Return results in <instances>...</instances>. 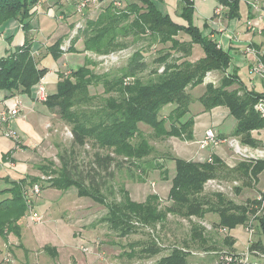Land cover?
Masks as SVG:
<instances>
[{
    "label": "trees",
    "instance_id": "16d2710c",
    "mask_svg": "<svg viewBox=\"0 0 264 264\" xmlns=\"http://www.w3.org/2000/svg\"><path fill=\"white\" fill-rule=\"evenodd\" d=\"M38 1L0 0V27L15 19L22 24L26 35L22 46H18L9 55L0 57V90L6 92L8 97L17 93H31L48 71L34 59L29 37L32 29L31 11ZM158 1L163 0H126L125 7L121 9L104 6L105 9L102 8L95 18L87 22L85 28L79 30L78 37L84 40L83 51L109 54L127 48L130 45L127 38L132 37L133 41H137L145 36L168 47V51L157 58L155 62L159 66L150 70L147 79L141 76L149 68L141 49H137L129 57L127 64L115 74L96 72L97 63L89 58L85 59L83 65L71 69L70 74H59L57 91L48 95L45 102L70 127L73 146L85 147L91 144L97 151L93 161L84 169L71 162L65 151V154L59 155L60 165L53 161L50 163L51 172L45 164L40 167L45 176H50L49 179H23L13 182L8 189L0 190V237L8 239L11 234L22 237L21 221L29 211L25 189L36 183L41 184L42 188L46 185L61 190L75 186L81 197H89L107 207V213L101 221L106 222L111 230L121 236L129 234L134 225L143 227L163 224L168 220L169 214L204 217L212 212L218 215L217 227L233 230L256 213V199L237 204L223 193L205 192V183L218 177L217 171L224 163L217 154L213 155V162L171 156L175 174L168 193L169 204L164 207L160 204L158 194L151 193L145 201H136L123 185L119 188L122 194L120 200L108 202L103 193V187L107 183L105 178L107 175L113 176L114 169L126 168L131 177H139L141 181L145 180V175L152 169L167 173L163 163L155 159L156 147L151 144L142 126L152 130L156 138L194 140V118L188 114L196 100L188 91L189 88L205 84L204 92L197 98L204 110L209 111L217 106L229 109L230 115L236 119L230 136L240 137L251 146L263 143L253 136V131L264 128V120L255 110L256 102L264 98V93L244 86L238 69H234L232 73L227 72L232 57L216 39L204 34L208 26L205 21L204 29L196 24L194 2L177 0L181 4L179 15L184 21L179 22L169 13L163 12ZM216 1L228 8L227 16L230 19L240 17L241 0ZM182 33L190 39H182ZM61 43L62 41H58L48 47L55 60L64 54V50L60 48ZM195 45L202 48L203 54L193 60L191 56ZM172 51L183 54L175 58ZM214 71L222 74L218 84L206 81L207 74ZM92 87H100L107 97L97 103V93H91ZM167 106L170 108L163 114ZM236 170L241 177L258 182L264 171V161L256 164L242 162ZM103 172L107 175H103ZM111 194L113 195L112 192ZM257 219L264 237V216H258ZM190 239L206 246V250L216 249V244L212 243L205 227L200 223L193 224ZM229 240L230 238L225 239L231 245ZM253 246L264 250V242L261 240ZM43 249L54 258L59 256L54 246L46 245ZM161 250V246L153 240L139 253L132 247L131 253L127 255L131 259L134 256L153 257ZM0 264L7 263L0 260ZM154 264L191 262L186 252L173 247L171 253Z\"/></svg>",
    "mask_w": 264,
    "mask_h": 264
},
{
    "label": "rangeland",
    "instance_id": "374dc122",
    "mask_svg": "<svg viewBox=\"0 0 264 264\" xmlns=\"http://www.w3.org/2000/svg\"><path fill=\"white\" fill-rule=\"evenodd\" d=\"M75 3V0H50V6L49 4L44 5L45 12L48 14L40 17L41 30L37 34V39L47 44V46H52L56 42L62 41L60 48L64 50V54L62 55L63 57L61 56L62 59L59 62L65 65L63 72L66 73L68 71L67 74H70L69 71L71 69L83 65L85 59L89 58L97 63L95 66L96 72H111L115 74L119 68L127 64L129 57L137 49L143 51L145 60L149 64V68L141 73L144 79L150 76V70L159 66L155 61L161 54L163 55L168 51V47L154 42L150 36H145L137 41H133V38L129 37L127 41L130 42V45L127 48L109 54L83 51L84 40L78 37V32L81 28H85L87 22L95 18L97 13L102 9L90 7L84 15L78 13L74 15L75 13L72 12L73 8L71 7L75 8ZM157 3L163 12L169 13L176 21L180 22L182 20L179 15L181 13V4L177 0H163ZM210 3L208 0L204 4L202 2H198L197 4L195 22L202 29H204L203 23L206 19L205 5L209 6ZM60 4L61 6H59ZM51 6L54 7L53 12H51L52 8L49 9ZM66 7H70L67 8L68 12L62 10ZM103 8L105 9L106 7ZM73 15L76 18L74 21L68 19ZM221 18L225 21L224 12ZM182 22L184 21L182 20ZM77 24L80 25V28H77ZM180 37L184 40L190 39L183 33L180 34ZM43 50L44 55H51L49 49L44 48ZM172 52L175 58L183 54L179 51ZM41 53L42 51L39 54L40 60L43 58ZM202 54V48L195 45L191 58L196 60ZM209 73L207 74L209 78L206 80H215V83L218 84L222 74L216 71L210 75ZM44 77L43 83L46 89H48L47 93H55L57 91L56 75H48L47 71V75ZM188 91L191 95L193 94L196 100L195 106H192V109L197 110L201 108L197 98L203 93V89L194 91V88H189ZM91 93H97V103L107 97L100 87H92ZM165 108L163 114H166L169 110ZM64 124L58 126V129L63 131L61 132L62 137L55 138L56 143L53 141V146H50L49 143L40 146V155H47L49 157L45 164L49 172H51L50 163L52 161L56 165L61 164L59 155L65 151L68 152L66 157L71 162L73 161L79 165L80 169L86 168L93 161L94 153L97 151L91 144L85 147L73 146L71 129L65 122ZM235 124L236 119L230 115L228 118H223L222 126L209 128L218 129L221 133L225 134L220 133V137L224 138L225 136H230ZM142 129L146 132L151 144L156 147L155 159H159V162L163 163L167 173L166 171L163 173L160 169H152L145 175V180L141 181L139 177H131L126 168L120 170L114 169L115 173L113 176H109L106 172H103V175L108 176L105 178L107 183L103 187V193L106 195L108 202L120 200L122 194L119 188L123 185L131 190L135 195V199L138 200H144L151 193L158 194L160 204L164 207L169 204L168 193L171 187V179L175 174V165L170 157L177 156L184 159L197 160L195 158H197L198 153H201L203 158L213 152V150L208 147L204 152L202 150L198 151V149L195 150V144L191 142L187 143L176 137L168 139L156 138L153 131L147 126H142ZM262 140V147H264V133L262 134ZM54 147L55 149H53ZM186 149L189 150V153L185 152ZM73 150L74 153L72 154ZM215 150V153H217L224 163L217 171L218 177L211 179H214L221 187H212L207 185L206 182L204 186L205 192L208 194L214 192L223 193L237 204L246 203L248 200H257L258 195L264 190V171L259 176L260 183L253 179L248 180V178L241 177L236 169L242 162L256 164L257 162L264 161V159L257 162L241 160L234 155L233 150L226 143L220 144ZM49 178L50 176L46 175L44 181ZM238 187L239 190H237ZM33 201L36 204V211L44 215L45 221L43 223H35L36 229H34V223L30 221L27 213L21 221V238L13 234L8 239L0 237V260L7 264H154L161 257L171 253L173 247H179L186 252L189 255L191 264H212L222 251L238 252L246 249L247 240L249 239L247 227L251 221H253L255 233L250 250L258 252L259 254L256 259L260 264H264V250L253 246L258 240L264 242L260 222L257 219L258 216H264V207L258 201L255 204L256 213L246 223L233 230L217 227L218 215L216 213L211 212L204 217L195 215L181 217L169 214L168 220L165 223L143 227L134 225L129 234L125 236H121L119 233L111 230L106 222L101 221V218L107 213V207L96 203L89 197H81L75 186L67 190L44 187L39 196L33 197ZM38 201H43V203L40 204ZM194 223H200L205 227L206 234L210 237L212 243L216 244L215 250H206V246L193 242L190 239L191 228ZM226 238H230L231 245L226 243ZM153 240L161 246L162 250L158 254L146 258L134 256L131 259L128 257L127 254L131 253L132 247L139 253L144 246L151 244ZM46 244L56 247L59 252L57 258L52 257L44 251L43 247ZM82 247L88 248V250H84Z\"/></svg>",
    "mask_w": 264,
    "mask_h": 264
},
{
    "label": "crops",
    "instance_id": "0c3cea01",
    "mask_svg": "<svg viewBox=\"0 0 264 264\" xmlns=\"http://www.w3.org/2000/svg\"><path fill=\"white\" fill-rule=\"evenodd\" d=\"M49 2L50 0H41L33 7V15L30 21L32 24V29L29 33V37L31 38L32 42V54L34 59L37 60L40 67H45L48 69V75H56V84H58L59 74L65 73L63 72L65 65L59 62L63 56L55 60L52 55H44L45 53L43 52V49H48L49 46L37 39V34H39L41 30L40 17L42 15L48 14L45 12L46 10L44 5L49 4ZM199 2L204 4L206 1ZM209 2H211L209 6L205 5V22L208 26L204 30V34L211 35L212 38L216 39L220 46L225 51H228L231 55L232 60L230 67L227 69L228 73H232L234 69H238V74L244 86H246L249 90H254L258 93H264V78H261L259 75H255L254 73L250 72V66L252 63H254V57L246 54L245 52V48L248 44L253 45L258 50L264 64V34H260L255 31H249L246 27V23L249 19H255L258 16L256 9L253 8L252 5L258 4L264 8V0H241L240 17L233 19H230L227 16L228 8L225 7V21L222 20L221 17L215 16L214 12L215 8L219 6L218 2L216 0H209ZM59 6H61V4ZM51 8L53 9L51 12H53L54 7H49V9ZM67 8L70 7H66L62 10H64V12H68ZM71 8H73L72 12L75 13L74 15H76L77 12H75L74 7L72 6ZM74 15L68 19H72V21H74L76 19L74 18ZM25 41V31L22 27V24L18 20L13 19L4 23L0 27V57L7 56L14 52L17 47L22 46ZM41 51L43 58L40 60L39 54ZM67 72L65 74H67ZM211 73L213 72H210L209 75ZM213 82L216 81L214 80ZM37 89L38 85L36 84L33 87L31 93H17L14 95L18 96L22 102L21 113L13 119L9 126L3 125L0 127V190L8 189L12 187L13 182L23 179L29 180L33 177H40L43 179L45 174L40 167L46 164V161L49 159V157L47 155H40V146L45 143H49L50 146H53V141L56 143L55 138L62 137L61 132L63 131H60L58 126L65 125L64 121L58 118L59 114L56 110L51 109L46 104V102H42L37 99ZM197 89H203L204 92L205 84L195 87L194 91ZM46 90L48 91V89ZM48 94L52 95L54 93L48 92ZM11 100L12 97H8L6 92L0 90V113L7 107L8 104L11 103ZM192 106H195V104ZM192 106L188 116H192L194 118V140L182 141L195 144V150H197V141L204 136L206 129L209 127L217 128L220 125L222 126L223 118H228L230 116V112L225 106H217L209 111L204 110L202 105L201 108L197 110H193ZM167 108L169 109L170 106H167L165 109ZM9 128H11L16 133L19 138L18 141L5 135V129ZM216 131L218 132L219 130L216 129ZM220 133L221 132L219 131L218 134ZM263 133L264 128L260 130H254L253 136L259 140H262ZM221 134L225 135L224 133ZM53 149H55V147ZM215 151L219 154L217 150ZM185 152L189 153V150L186 149ZM258 181L261 183L260 178ZM31 187L32 186H27L25 190H29ZM129 192L134 200L140 202L145 201L149 195L148 194L144 200H138L135 199V195L131 190H129ZM35 202L33 201V205ZM39 203L41 204L43 201ZM34 208L36 210V204L34 205ZM33 225L34 229H36V224L34 223Z\"/></svg>",
    "mask_w": 264,
    "mask_h": 264
},
{
    "label": "built area",
    "instance_id": "2783aa9c",
    "mask_svg": "<svg viewBox=\"0 0 264 264\" xmlns=\"http://www.w3.org/2000/svg\"><path fill=\"white\" fill-rule=\"evenodd\" d=\"M71 1V0H67ZM75 10L78 14L84 15L86 10L90 7H94L97 9H102L104 6H112L116 9L124 8L126 5V0H75ZM194 2V5L197 9V2L199 1H207V0H191ZM253 8L256 9L257 17L255 19H249L246 23V27L249 31H255L260 34H264V8L259 6L258 4H253ZM225 7L223 5H219L215 8V16L222 17ZM80 28V25L77 24V28ZM245 52L248 55L254 57V63L251 64L250 72L255 75H259L261 78H264V64L262 62L261 56L259 55L258 50L251 44H248L245 48ZM209 78V76L207 77ZM44 77L38 83L37 89V99L45 102L48 98V93L46 87L43 83ZM22 108V102L18 96H13L11 103L7 105V107L1 111L0 113V127L3 125L9 126L13 119L20 115ZM255 110L260 114L261 118L264 120V98H260L255 104ZM5 135L13 138L18 141L19 138L16 133L11 129H5ZM226 143L233 150L234 155L239 157L241 160L249 161V162H257L261 159H264V147L263 144L259 146H251L242 141L240 137L236 136H228L221 138L218 132L214 128H208L205 131V134L202 138L197 141L198 151L206 150L208 147L212 148L213 152L209 153L207 156L202 158V154L198 153L196 161L201 162H213V155L215 153V149L220 146V144ZM46 179V176L43 177V180ZM207 185L212 187H221V185L217 184L214 179H209L207 181ZM41 184L36 183L29 190L25 191V197L28 202L29 211L28 217L33 223H43L45 218L43 214L39 213L35 210L33 205V197L39 196L41 194ZM257 201L262 204L264 207V190L258 195ZM247 232L249 234V239L247 240V247L243 251L238 252H229L222 251L219 253L218 257L212 264H260L256 259L258 256V252L251 251L250 245L253 243V235L255 233V227L253 221L248 224ZM84 250H88V248L82 247Z\"/></svg>",
    "mask_w": 264,
    "mask_h": 264
}]
</instances>
